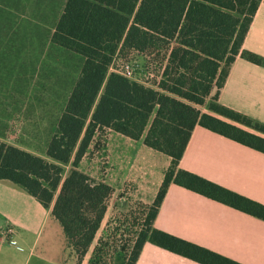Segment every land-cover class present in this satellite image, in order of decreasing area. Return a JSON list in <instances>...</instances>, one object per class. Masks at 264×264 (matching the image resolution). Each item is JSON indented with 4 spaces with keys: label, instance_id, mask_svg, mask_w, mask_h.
<instances>
[{
    "label": "trees",
    "instance_id": "16d2710c",
    "mask_svg": "<svg viewBox=\"0 0 264 264\" xmlns=\"http://www.w3.org/2000/svg\"><path fill=\"white\" fill-rule=\"evenodd\" d=\"M260 1L66 0L52 41L80 54L83 62L48 140L50 160L0 139V179L20 185L46 207L54 201L51 214L62 227L65 249L78 263L114 191L80 169L79 162L95 132L110 128L170 157L120 264H135L147 240L202 264H244L156 228L153 220L170 183L264 219L263 203L179 166L196 124L264 152V122L219 101L237 55L264 65L263 56L242 48ZM128 52L142 56L145 69L162 68L159 79L149 85L110 70L114 58ZM87 264L101 263L93 256Z\"/></svg>",
    "mask_w": 264,
    "mask_h": 264
},
{
    "label": "crops",
    "instance_id": "0c3cea01",
    "mask_svg": "<svg viewBox=\"0 0 264 264\" xmlns=\"http://www.w3.org/2000/svg\"><path fill=\"white\" fill-rule=\"evenodd\" d=\"M65 2L66 0H0V26H7L6 29L0 30L5 35L0 38V46L5 41L9 42L10 26L21 23L24 26L34 23L38 25L39 34L35 37L40 43L38 47L34 44L36 50L27 55L33 56V60L29 61L33 67L50 66L54 80L52 88H55L54 82L57 88L60 87L62 57L73 54L80 58L78 70H72L68 96L80 72L83 57L52 41V33ZM4 47H7V44ZM242 48L264 57V0L258 4ZM64 65L69 73L72 64ZM112 69L113 64L110 66V70ZM36 71L39 72V69ZM40 79L43 81V78ZM44 87V84H41V88ZM219 101L264 122V65L237 55L220 89ZM196 105L202 110L252 130L204 106ZM60 114L61 112L58 113L56 123ZM0 139L3 140L1 137ZM9 144L33 152L32 149L14 142ZM105 150L111 170L106 174L109 177H95L110 183L113 188L114 184L110 181L122 184L126 179H133L139 186H143L142 197L154 177L155 181L150 188L151 197L145 201L153 200L163 179L164 170L170 163V157L149 147L142 139H132L110 128H106ZM158 158L161 160L159 168L155 166ZM179 166L264 204L262 151L196 124L180 158ZM53 202L46 207L20 185L9 179H0V216L3 218L0 223L11 227V234L18 230L39 232L46 221L53 217ZM153 226L241 263L264 264V219L176 183L169 184L153 220ZM21 237L20 235V239ZM5 238L0 236V264H30L32 250L24 251L19 242H16V246L9 245ZM72 263L77 264L73 253L68 260L62 256L57 258L55 264ZM135 264L202 263L147 240Z\"/></svg>",
    "mask_w": 264,
    "mask_h": 264
},
{
    "label": "rangeland",
    "instance_id": "374dc122",
    "mask_svg": "<svg viewBox=\"0 0 264 264\" xmlns=\"http://www.w3.org/2000/svg\"><path fill=\"white\" fill-rule=\"evenodd\" d=\"M0 8H2V4H0ZM6 27L0 26V30L6 29ZM23 27L27 30H24ZM38 27L35 23L26 26L22 23L10 26L8 28L9 36L11 35L9 42L1 43L0 137L7 143L14 142L24 148L32 149V153L50 160L46 155L47 143L55 131L58 113L65 105L72 70L74 68L78 70L80 58L73 54L62 57L60 87L57 88L54 82L55 88H52L54 80L50 66L33 67L29 62L33 60V56L27 55L36 50L34 44L38 47V43H40L35 37L39 34ZM4 37L5 35L0 32V38ZM5 44L7 47H4ZM123 59L134 64L135 76L145 77V63L142 56L133 52L122 56L118 55L114 58L113 66H119ZM66 63L72 64L69 73L66 69L67 66L64 65ZM37 69L39 72L36 71ZM40 78H43V81ZM41 84H44L45 87L41 88ZM105 139L106 128L95 132L93 142L79 162V168L93 176L108 178L109 175L106 176V174L111 170L106 157ZM160 162L161 160L158 158L155 162L157 168L160 167ZM63 166L64 175L70 162ZM154 181L153 177L150 180L149 189L144 191L143 197L141 195L143 186H139L133 179H126L122 184L110 181L114 184V191L108 200L105 216L88 252L80 263L76 260L77 264H82V262L87 264L93 256H95V260L99 259L101 264L103 262L105 264L121 263L141 226L144 210L147 212L153 201L145 200L151 197L152 190L150 188ZM1 220H3L2 216H0ZM7 227L8 225L0 223V236L6 237V242L9 245L16 246V242H19L24 251L32 250L30 264H55L57 258L62 256L68 260L72 253L65 249V235L60 223L54 217H50L39 232L18 230L9 236L5 232ZM20 235L22 239H20ZM97 250L98 253H96Z\"/></svg>",
    "mask_w": 264,
    "mask_h": 264
},
{
    "label": "built area",
    "instance_id": "2783aa9c",
    "mask_svg": "<svg viewBox=\"0 0 264 264\" xmlns=\"http://www.w3.org/2000/svg\"><path fill=\"white\" fill-rule=\"evenodd\" d=\"M155 67H156L155 65L147 67L145 69V77L141 78V77L135 76L134 64L127 59H123L120 61L119 66H117V67L113 66V70H116V71L122 73L123 75H125L127 77H133V78H136V79H138V80H140L146 84L152 85L153 81L155 79H157V80L159 79V77L161 75V71H162V68L156 69ZM5 232L8 235L11 234L12 228L7 227L5 229Z\"/></svg>",
    "mask_w": 264,
    "mask_h": 264
}]
</instances>
